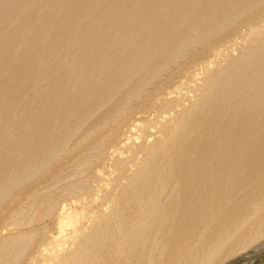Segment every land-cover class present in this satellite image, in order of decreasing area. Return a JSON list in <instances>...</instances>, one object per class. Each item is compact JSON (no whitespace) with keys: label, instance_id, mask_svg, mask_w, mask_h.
<instances>
[{"label":"bare ground","instance_id":"obj_1","mask_svg":"<svg viewBox=\"0 0 264 264\" xmlns=\"http://www.w3.org/2000/svg\"><path fill=\"white\" fill-rule=\"evenodd\" d=\"M262 247L264 0H0V264Z\"/></svg>","mask_w":264,"mask_h":264},{"label":"rangeland","instance_id":"obj_2","mask_svg":"<svg viewBox=\"0 0 264 264\" xmlns=\"http://www.w3.org/2000/svg\"><path fill=\"white\" fill-rule=\"evenodd\" d=\"M243 39H244V38H242V40H239V41L242 43V42H244V40H245V39H244V40H243ZM262 248L264 249V247H262ZM259 251H260V250H258V251H256V252H259ZM257 257H258V256H257ZM255 258H256V257H255ZM256 259H257V258H256ZM253 260H255V259H253Z\"/></svg>","mask_w":264,"mask_h":264}]
</instances>
